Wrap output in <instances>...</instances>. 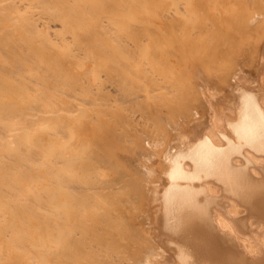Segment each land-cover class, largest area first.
Here are the masks:
<instances>
[{"label":"bare ground","instance_id":"obj_1","mask_svg":"<svg viewBox=\"0 0 264 264\" xmlns=\"http://www.w3.org/2000/svg\"><path fill=\"white\" fill-rule=\"evenodd\" d=\"M0 264H264V0H0Z\"/></svg>","mask_w":264,"mask_h":264},{"label":"rangeland","instance_id":"obj_2","mask_svg":"<svg viewBox=\"0 0 264 264\" xmlns=\"http://www.w3.org/2000/svg\"><path fill=\"white\" fill-rule=\"evenodd\" d=\"M231 80H232V79H231ZM178 117H180V116H178ZM178 117H177L176 119L180 120ZM180 118H181V117H180ZM176 121H177V120H176ZM176 124H177L176 122L172 124V126H173V128H172V132L176 130V127H177ZM172 126H171V127H172ZM174 126H175V127H174ZM177 129H178V127H177ZM172 135H173V134H172ZM175 141H176V140H175ZM171 142H173V141H171Z\"/></svg>","mask_w":264,"mask_h":264}]
</instances>
